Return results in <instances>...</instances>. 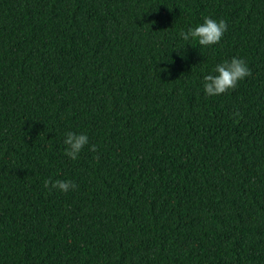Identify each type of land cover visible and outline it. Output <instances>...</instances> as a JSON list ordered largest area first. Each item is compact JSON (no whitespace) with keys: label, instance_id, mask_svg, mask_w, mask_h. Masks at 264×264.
<instances>
[{"label":"trees","instance_id":"obj_1","mask_svg":"<svg viewBox=\"0 0 264 264\" xmlns=\"http://www.w3.org/2000/svg\"><path fill=\"white\" fill-rule=\"evenodd\" d=\"M0 264H264V0H0Z\"/></svg>","mask_w":264,"mask_h":264},{"label":"clouds","instance_id":"obj_2","mask_svg":"<svg viewBox=\"0 0 264 264\" xmlns=\"http://www.w3.org/2000/svg\"><path fill=\"white\" fill-rule=\"evenodd\" d=\"M227 30V24L223 19H213L211 17H203L201 23L194 24L181 29L178 33V54L183 53L186 45L196 43L202 47L211 46L221 41L224 32ZM184 54V53H183ZM160 71L167 74V67H163ZM251 74L246 61L238 56L222 60L216 63L211 71L202 77V88L206 96H217L225 93L228 89L236 87L237 83ZM64 145H66L65 155L72 160H76L85 145H89V137L86 133H77L67 131L64 134ZM94 151L95 146L91 145ZM44 186L49 190L56 189L60 192H68L76 187L75 183L67 179H57L44 181Z\"/></svg>","mask_w":264,"mask_h":264}]
</instances>
